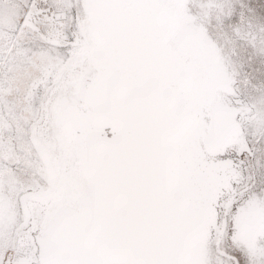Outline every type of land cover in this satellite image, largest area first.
Segmentation results:
<instances>
[{"label":"snow or ice","instance_id":"obj_1","mask_svg":"<svg viewBox=\"0 0 264 264\" xmlns=\"http://www.w3.org/2000/svg\"><path fill=\"white\" fill-rule=\"evenodd\" d=\"M0 264H264V0H0Z\"/></svg>","mask_w":264,"mask_h":264}]
</instances>
